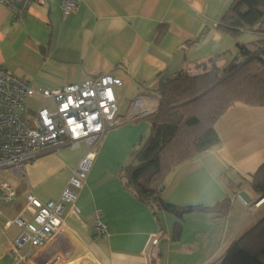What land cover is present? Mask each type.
I'll return each mask as SVG.
<instances>
[{
    "label": "crops",
    "instance_id": "0c3cea01",
    "mask_svg": "<svg viewBox=\"0 0 264 264\" xmlns=\"http://www.w3.org/2000/svg\"><path fill=\"white\" fill-rule=\"evenodd\" d=\"M232 1L79 0L62 19L60 0H33L23 21L0 4V66L9 73L44 88L105 73L122 80L117 124L93 148L76 199L65 205L61 237L71 250L54 264H217L263 214L264 198H257L251 182L264 163V106L231 103L214 124L219 143L173 167L157 186L165 202L179 207H213L229 198L226 214L192 211L179 218L154 211L120 180L121 168L133 162L149 135L143 116L158 109L153 89L173 61L179 58L176 72L193 74L209 68L210 57L220 68L240 59L234 41L216 28ZM160 26L165 32L156 38ZM204 27L209 29L204 39L187 45ZM86 148L82 141L75 147H48L26 162L20 175L0 170L9 174L0 179L16 194L11 203H0V264H25L13 254L21 229L9 222L21 214L25 194L58 199ZM24 218L30 217L25 213ZM98 220L105 225L101 235L94 231ZM18 252L29 258L37 248L26 245Z\"/></svg>",
    "mask_w": 264,
    "mask_h": 264
},
{
    "label": "trees",
    "instance_id": "16d2710c",
    "mask_svg": "<svg viewBox=\"0 0 264 264\" xmlns=\"http://www.w3.org/2000/svg\"><path fill=\"white\" fill-rule=\"evenodd\" d=\"M263 22L264 0H233L216 28L234 41L240 59L220 68L210 57L209 69L204 73L188 75L179 70L168 79L159 75L153 89L159 99L158 109L143 116L149 123V135L136 149L133 162L120 170L124 189L152 210L167 211L179 218L192 211H216L223 215L229 211V198L213 207L168 204L157 186L173 167L219 143L214 124L231 103L264 106V37L250 43L239 40L244 32L264 35L260 28ZM159 29L156 38L165 32L164 27ZM208 30L202 28L186 44L201 42ZM251 187L258 199L264 198V163L253 174ZM262 204L264 209V201ZM262 213L232 241L217 264H264ZM178 229L176 226V235Z\"/></svg>",
    "mask_w": 264,
    "mask_h": 264
},
{
    "label": "built area",
    "instance_id": "2783aa9c",
    "mask_svg": "<svg viewBox=\"0 0 264 264\" xmlns=\"http://www.w3.org/2000/svg\"><path fill=\"white\" fill-rule=\"evenodd\" d=\"M32 1L0 0V4L16 20L23 21ZM78 4L79 0H60L62 19L74 12ZM121 86L120 77L105 73L81 83L37 87L0 66V170L20 175L26 162L48 147H75L81 141L88 146L58 199L43 201L29 191L21 214L9 220L21 229L13 249L18 262L54 264L68 256L71 247L61 237L65 205L76 199L94 159L93 148L103 133L117 124ZM32 100L38 104H32ZM138 101L134 100L135 109ZM135 114L134 111L132 116ZM15 196L14 188L0 179V203H11ZM73 210L80 212L75 206ZM25 213L30 218H24ZM94 231L101 235L104 223L96 221ZM26 245L37 248L29 258L18 252Z\"/></svg>",
    "mask_w": 264,
    "mask_h": 264
},
{
    "label": "rangeland",
    "instance_id": "374dc122",
    "mask_svg": "<svg viewBox=\"0 0 264 264\" xmlns=\"http://www.w3.org/2000/svg\"><path fill=\"white\" fill-rule=\"evenodd\" d=\"M263 26H264V22L261 24V27L260 28H263ZM264 37V35L262 34V32H254V31H252V32H244V33H242V35L239 37V40L242 42V43H250V42H253V41H255V40H257V39H261V38H263ZM252 48H254V47H252ZM209 68H207V69H203V67H202V69H200L201 71H199V72H197V73H193V74H191V73H187L188 75H198V74H201V73H204V72H206L207 70H208ZM146 175L147 174H145L143 177H142V181L143 182H145V179L147 178L146 177ZM8 176H9V174L6 172V171H1V173H0V177H3V178H8ZM153 186H155V185H153Z\"/></svg>",
    "mask_w": 264,
    "mask_h": 264
},
{
    "label": "water",
    "instance_id": "95a60500",
    "mask_svg": "<svg viewBox=\"0 0 264 264\" xmlns=\"http://www.w3.org/2000/svg\"><path fill=\"white\" fill-rule=\"evenodd\" d=\"M178 60L179 58L175 61H173L172 65H170V67L168 68V70L163 74V78L164 79H168L169 77H171L172 75L175 74L177 68H178Z\"/></svg>",
    "mask_w": 264,
    "mask_h": 264
}]
</instances>
